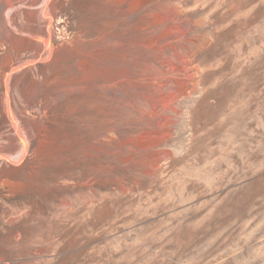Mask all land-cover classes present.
Here are the masks:
<instances>
[{"label":"rangeland","instance_id":"rangeland-1","mask_svg":"<svg viewBox=\"0 0 264 264\" xmlns=\"http://www.w3.org/2000/svg\"><path fill=\"white\" fill-rule=\"evenodd\" d=\"M0 264H264V0H0Z\"/></svg>","mask_w":264,"mask_h":264}]
</instances>
